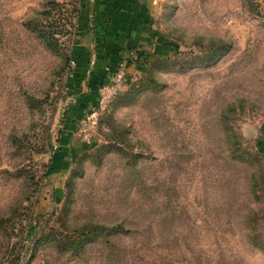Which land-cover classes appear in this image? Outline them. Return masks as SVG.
<instances>
[{
	"label": "rangeland",
	"instance_id": "1",
	"mask_svg": "<svg viewBox=\"0 0 264 264\" xmlns=\"http://www.w3.org/2000/svg\"><path fill=\"white\" fill-rule=\"evenodd\" d=\"M263 125L264 0H0V264H264Z\"/></svg>",
	"mask_w": 264,
	"mask_h": 264
},
{
	"label": "trees",
	"instance_id": "2",
	"mask_svg": "<svg viewBox=\"0 0 264 264\" xmlns=\"http://www.w3.org/2000/svg\"><path fill=\"white\" fill-rule=\"evenodd\" d=\"M33 30L38 34V36L45 42V45L48 46L49 48L56 50L57 47V42H55L54 40V34L52 32H49L47 30V27H39L37 25V27H32ZM201 42H206V40L208 39L209 42L207 41V45L203 46V50L200 52V54L198 55L199 58V64H214L217 62V60H219L221 57L224 56V54H226V52L228 51L227 45H220V46H215L209 43H215L217 42L215 38L211 37V38H207V37H203L200 36L199 37ZM124 226L122 224L119 225H115L113 227H107L104 226V228L110 229V230H118L123 228ZM85 233V231H84ZM83 233V234H84Z\"/></svg>",
	"mask_w": 264,
	"mask_h": 264
},
{
	"label": "built area",
	"instance_id": "3",
	"mask_svg": "<svg viewBox=\"0 0 264 264\" xmlns=\"http://www.w3.org/2000/svg\"><path fill=\"white\" fill-rule=\"evenodd\" d=\"M123 66V64H122ZM126 77H125V72L123 70L119 71L116 73V76H115V82H118V84H122L124 81H125ZM107 89H109V87H106ZM113 90L114 93H116L118 90L120 89H117L116 87H113ZM103 91V98L101 99L100 101V105H99V108L103 109L104 107H106L107 103L109 102V99H110V96L109 95H105V93H107V91ZM113 93V92H111ZM113 93V94H114ZM99 108L97 106V109L94 113H91L89 119H92L93 122L95 123L96 122V118H97V115H98V111H99Z\"/></svg>",
	"mask_w": 264,
	"mask_h": 264
},
{
	"label": "crops",
	"instance_id": "4",
	"mask_svg": "<svg viewBox=\"0 0 264 264\" xmlns=\"http://www.w3.org/2000/svg\"><path fill=\"white\" fill-rule=\"evenodd\" d=\"M102 9V8H107V3L103 4L101 2H97L96 5H92V10L95 9V11H97L98 9ZM109 8V6H108ZM138 8L140 9V7L138 6ZM103 10V9H102ZM258 145H259V148L261 149L262 153L264 154V125L263 127L261 128V133L259 135V139H258Z\"/></svg>",
	"mask_w": 264,
	"mask_h": 264
}]
</instances>
